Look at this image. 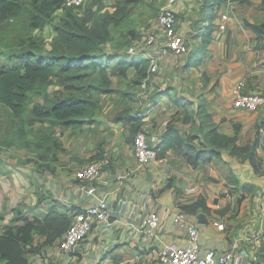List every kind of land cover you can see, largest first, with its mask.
Wrapping results in <instances>:
<instances>
[{"label": "rangeland", "instance_id": "374dc122", "mask_svg": "<svg viewBox=\"0 0 264 264\" xmlns=\"http://www.w3.org/2000/svg\"><path fill=\"white\" fill-rule=\"evenodd\" d=\"M169 1L86 0L85 5L75 11L80 13L76 14L78 17H84L85 10L91 7L89 16L100 18L116 14L122 21L110 27L111 39L103 47L102 56L120 57V60L125 57L138 61L150 59L158 66L156 73H152L149 67L146 77L141 72L142 66L125 71L115 68V65L109 66L105 72L107 81L100 71L91 69L78 73L85 74L82 79H72L73 73L66 75L65 82L52 77L47 88L51 98L63 100L74 94L96 103L95 113L81 118L80 126L62 127L48 121H34L33 106L44 103L42 98L33 97V103L21 119L14 118L10 110L0 103V177L5 178L9 186V201L15 200L14 205H3L0 216L5 221L0 222V233L15 223L13 220L17 213L38 217L44 229L35 235L37 250L28 255L32 264H92L95 258L92 252L75 256L73 261L71 256L80 248L71 255L61 252V238H56L54 224L45 220V215L50 210L60 215L71 210L53 190L59 184V175L75 173L101 153L110 163H117L127 156L135 160L134 139L137 133L132 132L135 122L130 120L142 119L144 126H148V135L162 134L167 125L174 123L183 134L202 136L206 130L202 131L200 127L198 106L205 99L208 113L221 133L234 136L235 126L241 128L239 146L253 144L258 130L256 124H261L264 130V109L258 113H247L235 110L232 105V92L239 81L246 82L248 92L264 94V43L244 27L245 21L264 24L261 0H253L249 6L228 3L223 7L214 22L212 43L197 68H189L187 64L190 52L197 50L201 44L197 34L204 23V0H177L173 6L177 32L187 49L180 56L168 50L161 53L167 44L159 27V18L170 5ZM221 14L230 16L224 33L216 26ZM66 20L69 19L59 11L42 29L31 27L28 13L1 23L0 62L12 63L9 54L22 48L37 50L47 57L56 38L54 27ZM91 26L89 24V28ZM152 34L157 37V43L148 47L146 40ZM132 48L133 53H130ZM196 144L201 146L199 141ZM224 151L227 154L229 150ZM239 158L243 161V157ZM176 159L179 158L176 156ZM173 162L177 163L175 159ZM176 166L180 167L179 177L181 174H195L183 160ZM210 168L211 172L204 170L201 173V179H197V174L189 181L196 186V194L188 196L183 189L176 188V199L183 195L190 203L208 198L210 211L207 213L214 215L212 223L222 224L226 234H234L233 238L244 234L248 226L252 228L257 223L255 221L260 226L264 219L254 209V198L229 185L220 165L212 163ZM172 176L166 175L171 184H176L177 178ZM181 182L188 183V180L183 178ZM216 197L219 198V206H214L212 202ZM11 206H14L13 209ZM212 211L215 214H211ZM122 252V257L130 264H155L146 257L148 254L141 257L131 251Z\"/></svg>", "mask_w": 264, "mask_h": 264}, {"label": "trees", "instance_id": "16d2710c", "mask_svg": "<svg viewBox=\"0 0 264 264\" xmlns=\"http://www.w3.org/2000/svg\"><path fill=\"white\" fill-rule=\"evenodd\" d=\"M252 1L204 0V23L197 34L201 44L197 50L190 52L187 67L197 68L203 61L213 40L214 22L222 8L228 3L249 6ZM66 2L67 0H0V24L26 13L29 14L31 27L35 29L44 28L51 21V17L59 11H62L63 15L69 19L54 27L56 38L53 50L47 57L37 50L22 48L19 52L9 54V61L12 63L0 62V103L7 107L16 119L23 118L30 104L33 103V97L44 99V103H35L33 106L32 114L36 122L48 121L54 126L62 127L80 126L81 118L95 113L96 103L77 95H70L63 100L51 98L47 93V88L52 77H58L65 82L66 75L73 73L72 79H82L85 74L78 73L87 69L94 72L100 71L105 76V72L111 65L125 71L142 66L143 76L148 75L147 70L151 66L150 59L138 61L136 58L131 57L127 60L125 57L120 60V57L102 56L103 47L111 39L110 27L122 22L116 14H106L100 18L95 15L89 16V12L93 9L89 7L85 10L84 17H78L76 15L78 12L75 13L77 9L67 7ZM260 4L261 11L264 13V0H261ZM89 24L92 25L90 28ZM244 27L250 30L258 41L264 43V24L245 21ZM105 78L107 81V75ZM207 107L206 100L202 99L198 106L200 127L202 131L206 130L202 136L201 134L200 136L183 134L174 123L167 125L165 131L162 132L160 142L154 148L157 160H165L168 153L172 151L193 170H198L202 164L210 165L214 161L220 165L229 185L236 187L237 190L241 188L245 192H251L252 187L242 185L230 165L222 159V151L229 150L231 155L243 157V161L249 162L256 174L263 176V164L258 155L259 150H264L262 125L256 124L258 130L252 145L239 146L241 128L235 126L234 136L221 133L208 113ZM130 121L135 122L132 131L134 134L144 126L142 119ZM197 141L201 146L196 144ZM103 159L104 156L99 154L93 161ZM81 210L73 209L63 215L50 210V213L45 215V220L54 224V231L57 232L56 238H63L72 223V214ZM184 210L189 215L197 216L199 211L207 214L210 208L205 200L200 199L185 206ZM13 221L15 223L5 227L0 233V262L32 264L28 255L37 250L34 244L35 235L44 229L41 221L36 216H24L20 213H17ZM0 222H4L3 216H0ZM261 244L256 264H264V242ZM113 253L115 252H112L111 256L115 264H130L122 255H113Z\"/></svg>", "mask_w": 264, "mask_h": 264}, {"label": "crops", "instance_id": "0c3cea01", "mask_svg": "<svg viewBox=\"0 0 264 264\" xmlns=\"http://www.w3.org/2000/svg\"><path fill=\"white\" fill-rule=\"evenodd\" d=\"M232 5H234V3H232ZM225 153V151L222 153V159L231 165L230 167L241 184L250 185L252 187L251 192H245L243 190H241V192L245 193L248 197L254 198V209L256 212H259V215L262 217V212L264 211V175L261 176L256 174L249 162L242 161L241 158L231 155L230 151L227 152L229 156ZM101 154L103 155V153ZM258 155L262 160L261 162L264 169V150H259ZM177 157L179 159H176V155L171 151L168 153L163 163L151 162L144 167L139 166L136 156L135 160H131V157L127 156L126 158H120L117 163L111 162L109 166L105 168L97 184V188L100 194L107 200L113 217L109 223L102 222L97 224L87 240L80 247V250L72 255L70 260H75L74 257L80 254L92 252L95 257L91 262L92 264H115L111 253L115 252L113 255H116V253H120L121 255L123 250H126V252H134L141 257H145V255L148 254L146 257L150 258L151 256V258L154 257L155 259L156 253L159 251V246L151 245L145 248L137 232L141 213L136 215L134 206L139 202V197L141 196H150L162 215L163 223L159 230L162 244H176L180 247L185 246L187 243V233L180 231L175 225L174 215L177 212L185 211V206L193 204L196 201L193 200L188 203L183 195L176 199L174 190L176 188H181L188 196L196 194V186L193 182L191 184L189 181L196 178L197 174L199 175L197 179H201L203 177L201 173L204 170H206L207 173L211 172L210 166L215 162L213 161L210 165L202 164L198 170H193L195 173L194 175L193 173H190L189 176H183V174H181V178L179 177L180 173L178 171L180 167L178 168L176 164H179L183 159L180 156ZM174 159L177 163L173 162ZM238 161L239 164H237ZM77 170L75 173L73 172L68 176L59 175V184L57 187L54 186L53 188V190H56V193L59 194V197L62 198L61 201L67 205V207L69 206L71 210L83 209L97 201L95 197H88L82 189V185L76 179L75 174ZM167 174H172L177 178L176 184H171V181L168 180L169 177H166ZM183 178L186 181L188 180V183L181 182ZM224 182L225 180H223L222 183L224 184ZM8 187L5 178L0 177L1 213L4 203L5 205H11V203L14 205L15 203L14 199L9 201L10 196L7 193ZM219 189L222 188L220 187ZM218 199L219 198L216 197L212 200L214 206L220 205ZM204 200L207 205H210V200L208 198ZM13 207L14 206H11V209H13ZM211 214H215V211H212ZM200 215L206 216L207 224L202 225L199 223ZM213 216L214 215L210 216L208 213L204 214L202 211H199L197 216L190 215V220L193 223H197L200 227L203 250L211 249L219 252L235 250L238 255L237 259L232 264H256L258 253L261 251V242H264V235L259 231L258 221H255L257 223H254L252 228H250V226H248L247 229L245 228L244 234L240 233L233 238L234 234L228 235L225 233L224 228H219V226H223L222 224L212 223ZM119 247L121 249L118 250ZM154 259L149 261L158 264Z\"/></svg>", "mask_w": 264, "mask_h": 264}, {"label": "built area", "instance_id": "2783aa9c", "mask_svg": "<svg viewBox=\"0 0 264 264\" xmlns=\"http://www.w3.org/2000/svg\"><path fill=\"white\" fill-rule=\"evenodd\" d=\"M169 2L170 5L163 10L159 18V27L167 44V48L163 49L161 53H166L168 50L171 54L180 56L184 55L187 49L183 39L177 32V17L173 9L177 0H170ZM85 3L86 0H67L66 6L79 9ZM229 20L230 16L221 14L219 23L216 24L221 33L226 32ZM156 43L157 37L154 34L149 35L146 40L147 46L154 47ZM130 53H133V48ZM150 67L152 73L157 72V64L151 63ZM232 94L234 100L232 105L237 111L258 113L264 109V94L248 92L245 81L237 82ZM147 128L148 126H143L134 139L135 156L140 167L147 166L151 162H164V160H157V154L154 149L160 142L162 134L148 135ZM109 164V160L104 158L100 161L90 162L77 172L76 179L82 185V189L88 197H95L97 201L83 208L80 212L72 214V223L59 245L61 252L64 254H72L78 251L97 224L111 221L113 213L107 200L97 188V184ZM134 209L136 215L141 213L137 232L142 244L145 248L151 245L159 246L155 259L150 256L149 260L154 259L158 264H232L237 259L238 254L235 250L227 252L211 249L203 250L200 227L197 223H193L190 220V215L185 211L177 212L174 215L175 225L180 231L187 233V243L185 246L180 247L176 244H162L159 230L163 223V218L150 196L139 197V202L134 206ZM262 213L263 216L259 215V217L264 219V211ZM219 227L220 229L223 228V226ZM259 231L264 235V221L263 223L261 222Z\"/></svg>", "mask_w": 264, "mask_h": 264}, {"label": "water", "instance_id": "95a60500", "mask_svg": "<svg viewBox=\"0 0 264 264\" xmlns=\"http://www.w3.org/2000/svg\"><path fill=\"white\" fill-rule=\"evenodd\" d=\"M199 223L200 224H207V219H206V216L205 215H200L199 216Z\"/></svg>", "mask_w": 264, "mask_h": 264}]
</instances>
